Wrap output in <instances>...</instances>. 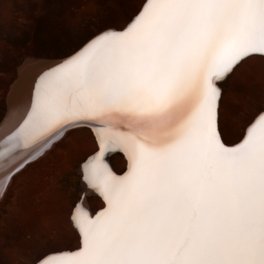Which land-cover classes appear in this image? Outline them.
Returning a JSON list of instances; mask_svg holds the SVG:
<instances>
[{"label":"snow or ice","instance_id":"snow-or-ice-1","mask_svg":"<svg viewBox=\"0 0 264 264\" xmlns=\"http://www.w3.org/2000/svg\"><path fill=\"white\" fill-rule=\"evenodd\" d=\"M264 61V0H143L55 62L0 121V196L71 130L99 149L82 179L106 202L71 220L75 250L36 264H264V108L229 144L223 85ZM120 150L128 170L105 161Z\"/></svg>","mask_w":264,"mask_h":264},{"label":"rangeland","instance_id":"rangeland-1","mask_svg":"<svg viewBox=\"0 0 264 264\" xmlns=\"http://www.w3.org/2000/svg\"><path fill=\"white\" fill-rule=\"evenodd\" d=\"M142 3L0 0V121L21 68L42 59H63L106 27L124 28ZM261 108L264 61L251 59L223 85L221 121L230 130L229 144L239 142ZM98 149L92 129H73L39 161L12 177L0 199V264H36L44 254L78 247L79 234L71 220L74 206L83 201L93 212L103 206L102 198L86 197L88 187L81 172L83 162ZM119 152L107 157L109 168L117 174L125 168Z\"/></svg>","mask_w":264,"mask_h":264},{"label":"bare ground","instance_id":"bare-ground-1","mask_svg":"<svg viewBox=\"0 0 264 264\" xmlns=\"http://www.w3.org/2000/svg\"><path fill=\"white\" fill-rule=\"evenodd\" d=\"M52 59V58H51ZM38 60V59H37ZM42 60H45V59H42ZM47 60V59H46ZM29 62V61H28ZM38 62V61H37ZM36 62V63H37ZM35 62L32 64V62L30 63V65H27V66H24L23 68H21V73H18V75L20 76V80L18 81V83L13 87L14 89L11 90V94H9V98H8V109H14L16 108L17 106L19 105H26L29 101H30V98H31V95H32V91H33V88H34V84L35 82L39 79L40 75L43 74V72L47 71L48 68L50 66H52L55 62H46V63H42L43 65H40L38 66L39 64H36ZM38 66V67H37ZM22 67V66H20ZM19 79V78H17ZM10 110V111H11ZM93 131V130H92ZM94 132V131H93ZM55 143L52 144V146H54ZM52 146L50 148H52ZM48 148V149H50ZM46 150L43 152L42 155H44L47 151L49 150ZM116 152H118L119 150H115ZM112 152L114 151H109L107 152L105 155H106V163H107V159L109 158V154H111ZM122 153V156H123V159L125 161V168H126V165L128 163V159H127V156L125 153ZM42 155H40L38 158H40ZM108 157V158H107ZM37 158V160H38ZM36 160V159H35ZM109 161V160H108ZM110 162V161H109ZM108 162V163H109ZM124 165V164H123ZM111 167V166H110ZM124 168V169H125ZM82 172V171H81ZM119 172V171H118ZM116 174V173H115ZM12 181V180H11ZM10 181V182H11ZM10 184V183H9ZM84 185H86V187H88L87 189L91 190L93 188H90L87 184L86 181H84L83 183ZM82 184V185H83ZM101 195V194H100ZM4 196V194L2 195ZM2 196H0V199L3 198ZM102 197V202H103V206L102 208L105 206L106 202L103 198V196L101 195ZM85 201V200H84ZM89 203V202H88ZM92 207V206H91ZM97 212V211H96ZM96 212H93L91 213L92 215H94V213ZM73 225V224H72ZM80 238V237H79Z\"/></svg>","mask_w":264,"mask_h":264},{"label":"water","instance_id":"water-1","mask_svg":"<svg viewBox=\"0 0 264 264\" xmlns=\"http://www.w3.org/2000/svg\"><path fill=\"white\" fill-rule=\"evenodd\" d=\"M83 46V45H82ZM64 59V58H63ZM60 60H62V59H56V60H38V62L36 63V64H39L38 66H40V65H43L44 63H46V62H57V61H60ZM43 63V64H42ZM37 66V67H38ZM19 80H17L16 82H18ZM15 82V83H16ZM10 110L11 109H8L7 108V111L5 112V114H4V116H3V118L1 119V121H3L8 115H9V113H10ZM238 143V142H237ZM98 151V150H97ZM120 154H122L121 152H119ZM95 153H93V154H91L90 156H92V155H94ZM89 156V157H90ZM111 166V165H110ZM127 170H128V163H127V165H126V168L120 173V174H115L114 172V174L115 175H117V176H120V175H124V174H126L127 173ZM81 200H82V198L81 199H79V202H81ZM78 202V203H79ZM106 207V204H105V206L103 207V208H101V209H99V210H97V212L96 213H94V215H96L97 213H99V212H101V211H103L104 210V208ZM93 212V211H92ZM75 250V249H74Z\"/></svg>","mask_w":264,"mask_h":264},{"label":"crops","instance_id":"crops-1","mask_svg":"<svg viewBox=\"0 0 264 264\" xmlns=\"http://www.w3.org/2000/svg\"><path fill=\"white\" fill-rule=\"evenodd\" d=\"M44 156V155H43ZM42 157V156H41ZM40 157V158H41ZM40 158H38V160L36 159V160H33L32 162H30L29 163V165L30 164H34L35 162H37V161H39V159ZM113 171V170H112ZM114 172V171H113ZM22 173V171H20L19 173H17L16 175L18 176L19 174H21ZM115 173V172H114ZM117 174V173H116ZM16 176V177H17ZM16 177H14V178H16ZM88 191L86 192L87 193V196L86 197H88V195L89 196H97V197H99V198H102L101 197V195H100V193L98 192V191H96L95 189H91V190H89V189H87ZM82 203H83V201H82ZM99 210V209H98ZM97 211V209L94 211V212H96ZM89 212H92L91 210H89ZM93 213V212H92Z\"/></svg>","mask_w":264,"mask_h":264}]
</instances>
